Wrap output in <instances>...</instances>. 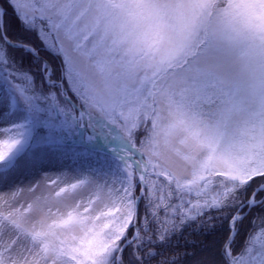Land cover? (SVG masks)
Segmentation results:
<instances>
[{
  "label": "snow or ice",
  "instance_id": "1",
  "mask_svg": "<svg viewBox=\"0 0 264 264\" xmlns=\"http://www.w3.org/2000/svg\"><path fill=\"white\" fill-rule=\"evenodd\" d=\"M7 5L60 65L57 75L37 48L10 39L0 17V82L7 85L0 103L10 97L16 116L0 132L8 148L0 151V179L21 158L49 149L83 161L74 179L86 175L113 198L102 207L78 202L81 184L71 183L57 193L71 201L60 215L37 204L28 210L38 218L25 217L10 205L0 212V264H124L129 248V264H149L157 253L147 211L139 230L141 199L152 222L162 210L173 230L175 217L232 212L220 264H264V243L256 248L249 234L237 249L232 236L244 208L264 209V0ZM18 48L40 60L39 86L15 60ZM192 193L204 199L193 203Z\"/></svg>",
  "mask_w": 264,
  "mask_h": 264
},
{
  "label": "trees",
  "instance_id": "2",
  "mask_svg": "<svg viewBox=\"0 0 264 264\" xmlns=\"http://www.w3.org/2000/svg\"><path fill=\"white\" fill-rule=\"evenodd\" d=\"M2 8L3 23L7 27V34L10 39L24 41L30 43L39 51L40 59L46 60L56 74L59 75L60 59L45 51L35 33H27L21 29L19 21L16 19L12 9L8 7L7 0H0ZM7 8L5 14L4 9ZM15 60L22 68L32 72L36 79V84L39 86L42 83L43 76L40 72V60H37L30 52H25L23 49L13 50ZM46 87V85H45ZM7 96V86L0 84V101H3ZM70 99L75 102V98L70 96ZM11 100L8 98V104L0 103L2 108L1 119L4 122V131L7 133L13 119L16 118L15 110L11 108ZM0 151L7 152V146H3ZM42 160L44 166L67 169L70 166L79 167L83 161H74L73 159L62 156L49 149L37 150L35 155ZM22 159V158H21ZM163 180V177L160 178ZM1 181V179H0ZM165 183H167L165 181ZM139 188V187H138ZM108 192V191H107ZM111 199L113 194L111 192ZM210 198V196H209ZM197 199L203 200L204 197H197L195 193L191 194V200L194 203ZM145 201L141 199L138 206L139 230L141 234L145 231V215L147 211L148 222L151 232L154 234L153 239L155 244L153 249L157 256L151 260L149 264H220V249L223 241L226 239L229 228V220L233 215L232 212L226 213L228 216L224 218V213L218 212L215 209H210L206 214L197 216L195 219H184L175 217V229L172 228L173 221H164L161 214L157 222H152L151 211L146 210ZM179 203V201H177ZM103 206V205H102ZM101 206V207H102ZM243 222L239 224V234L234 230L235 247L238 249L249 234L255 240V247L259 248L264 243V232L260 231L262 218H264V209L255 207L249 210L243 209ZM163 224V227H161ZM159 229V231H158ZM167 229V231H165ZM134 233V229H132ZM160 233H164L165 238L161 240ZM132 249L129 248L124 252V264H129V261H134L131 255ZM134 264V262H133Z\"/></svg>",
  "mask_w": 264,
  "mask_h": 264
},
{
  "label": "rangeland",
  "instance_id": "3",
  "mask_svg": "<svg viewBox=\"0 0 264 264\" xmlns=\"http://www.w3.org/2000/svg\"><path fill=\"white\" fill-rule=\"evenodd\" d=\"M2 110L0 108V132L5 133V125L1 119ZM101 131H107V129H101ZM6 138V136H0V149L4 146L3 141ZM72 139H78V136H73ZM69 143H71V140ZM137 147H139V141H137ZM77 169L75 166H70L67 169L49 168V166H44L42 160L37 156H34L31 160L20 159L18 167L10 171L0 181V212L7 214L11 205L13 208L20 209L25 217L38 218L34 209L28 210L29 205L35 206L38 204L45 211L51 208L53 213L60 215L65 211L66 204L71 203V201L68 200L66 193H61L60 196H57V193L60 192L61 188L69 187L71 183L81 184V187L73 193L78 202L87 203L88 200H92L98 206L108 203L111 196L107 189L89 186L86 175L81 178V181L74 179ZM137 180L136 174L135 195L138 194L139 190Z\"/></svg>",
  "mask_w": 264,
  "mask_h": 264
},
{
  "label": "water",
  "instance_id": "4",
  "mask_svg": "<svg viewBox=\"0 0 264 264\" xmlns=\"http://www.w3.org/2000/svg\"><path fill=\"white\" fill-rule=\"evenodd\" d=\"M0 17H2V9H1V7H0ZM69 102L73 103L71 100ZM133 154H134L133 158H135L137 156V154L134 151H133ZM140 196H141V191H139L138 197H140ZM135 232H136V229L134 228V234H135ZM233 235H234V233L232 232V236Z\"/></svg>",
  "mask_w": 264,
  "mask_h": 264
}]
</instances>
